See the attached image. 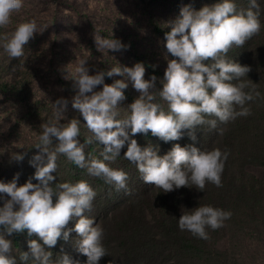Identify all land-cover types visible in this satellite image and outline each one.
<instances>
[{
  "label": "trees",
  "instance_id": "1",
  "mask_svg": "<svg viewBox=\"0 0 264 264\" xmlns=\"http://www.w3.org/2000/svg\"><path fill=\"white\" fill-rule=\"evenodd\" d=\"M141 1L149 26V32L144 37L120 34L118 28L99 21L94 10L81 0H24V7L13 14L12 22L6 28H0V35H3L32 19L41 26V32L34 33L24 46L23 57L11 58L0 47V124L11 123L15 137L22 142L21 148L7 160V170L0 177V182L11 183L18 175V187L30 179L33 184L39 183L34 179L36 169L30 161L39 154L36 145L42 132L41 125L53 119L52 104L58 99L68 101L67 111L63 114L66 119L60 123L78 119L81 123L78 137L81 144L91 136L80 112L72 108L78 89L71 79L65 78L68 73L74 72L69 62L78 56V50L99 61L98 71H110L117 63L130 68L142 63L145 67L144 79L150 80L155 76V90H162L168 61L178 59L171 56L165 47V34L171 31L168 25L179 17L184 6L191 5L193 10L199 11L204 6L221 2ZM234 2L238 8L246 9L249 5V0ZM257 2L261 8L260 33L243 47L233 46L227 54L229 59L241 66L250 67L251 71L242 79L257 84L255 90L260 96L246 105L250 107L251 115L238 117L227 124L218 122L216 129H211L209 125L198 126L196 142L189 138V130H182L181 139L169 142L152 136L151 132L131 137L142 148L149 145L158 147L161 156L175 144L181 147L194 145L201 150L219 148L222 152L228 151L230 154L221 177L222 187L206 183L204 192L190 185V188L182 187L165 193L154 185H147L136 166L124 159L127 144L120 156L109 162L111 168L123 170L128 175L127 189L120 191L102 178L88 175L86 169L77 167L63 155L58 156L57 172L52 173L55 179L50 186L86 180L96 192L92 211L86 215L104 229L103 244L107 255L98 264H264V0ZM95 35L112 37L128 47L109 53L98 51ZM21 64L24 68L20 67ZM14 67L16 71L12 72ZM115 80H124V77L105 76L104 83L111 85ZM125 82L128 87L124 90L125 99L118 103V118L126 115L125 111L140 95L130 80ZM102 89L103 85H98L94 91ZM250 90L251 85L245 89ZM156 102L167 110L166 102L159 97ZM55 143L57 141L53 138V145ZM103 147L98 141L86 145V159L101 158L99 153ZM16 155H22L23 160L14 159ZM8 199L7 194L0 193V207ZM203 205L231 212L230 219L225 220L219 229L206 228L207 239L193 236L178 227V220L184 211ZM76 222V219L70 221L64 231L73 229ZM0 234L12 241V254L17 264H32L33 257L28 247L30 239L43 245L38 236L29 237L26 230L8 236L0 226ZM79 239L72 231L67 241L62 236L53 248H44L52 252L54 264L63 254L68 255L73 264H87V257L77 250ZM21 252L29 253L28 261L19 260Z\"/></svg>",
  "mask_w": 264,
  "mask_h": 264
},
{
  "label": "clouds",
  "instance_id": "2",
  "mask_svg": "<svg viewBox=\"0 0 264 264\" xmlns=\"http://www.w3.org/2000/svg\"><path fill=\"white\" fill-rule=\"evenodd\" d=\"M23 7L24 0H0V28H6L12 22L13 14L19 13ZM260 15L257 0H249L246 9L238 8L234 0H221L199 11L193 10L191 5L182 7L179 17L168 25L171 31L165 34L167 52L178 59L168 61L162 90H155V76L144 79L142 63L131 68L117 63L110 71L89 75L86 60H80L73 73L67 72L65 78L71 79L78 89L72 108L80 112L91 136L81 144L78 139L80 121L73 118L60 123L66 119L63 114L67 111L68 101L58 99L52 104L53 119L41 125L42 132L36 145L39 154L30 161L36 169L34 179L39 183L33 184L30 179L18 187V175L11 183L0 182V193L10 197L0 207V226L5 233L11 236L26 230L29 237L35 234L43 242L41 245L36 240L28 241L32 264H54L52 252L45 251L44 246L53 248L62 236L67 241L72 231L80 237L77 250L87 257V264H98L107 255L103 244L104 229L86 215L92 211L96 196L90 184L80 180L50 186L55 179L52 173L57 172L60 155L86 169L88 175L114 185L117 191L127 189L128 175L123 170L111 168L109 162L120 156L126 144L124 159L136 166L145 184L154 185L165 193L190 188V185L204 192L206 183L218 188L223 186L221 177L230 154L228 151L175 144L161 156L158 147L142 148L131 137L151 132L152 136L169 142L181 139L182 130H189V138L196 142L198 126L209 125L216 129L218 122L227 124L238 117L251 115V109L246 105L260 96L255 90L257 84L242 79L251 71L250 67L241 66L227 54L233 46L243 47L260 33ZM40 28L35 19L20 23L14 31L0 35V47L9 57L21 58L25 54L24 46L34 33L41 32ZM94 40L101 52L121 51L128 47L112 37L95 35ZM205 61L211 62L205 64ZM20 67L24 68L23 64ZM15 71L16 67L12 69ZM105 76H121L124 80H115L108 85L104 83ZM125 80H130L140 95L125 111L126 115L118 118V103L125 99L124 90L128 87ZM98 85H103L102 91H94ZM250 85L251 90L245 91ZM158 97L166 102L167 110L156 102ZM53 138L57 141L55 145ZM97 141L104 146L99 153L101 158L86 159V145ZM23 158L16 155L14 159L21 161ZM230 217V211L203 205L184 211L178 227L193 236L207 239L206 228L219 229ZM73 219L77 221L75 227L64 231ZM12 245L11 240L0 234V264H17ZM19 260L28 261L29 253L21 252ZM55 264L73 262L63 254Z\"/></svg>",
  "mask_w": 264,
  "mask_h": 264
},
{
  "label": "rangeland",
  "instance_id": "3",
  "mask_svg": "<svg viewBox=\"0 0 264 264\" xmlns=\"http://www.w3.org/2000/svg\"><path fill=\"white\" fill-rule=\"evenodd\" d=\"M89 8L94 10L99 21L118 28L120 34L133 36H146L149 32L147 18L143 12L141 0H81ZM105 53L113 51H104ZM78 56L72 58V68L79 64L80 60H86L85 66L89 68V75L98 72L99 61L90 57L85 51H77ZM130 62L131 59H129ZM96 89V88H95ZM94 89V90H95ZM90 94V93H88ZM87 94V95H88ZM11 123L0 124V177L6 173L7 160L14 156L22 142L15 137V132L10 128ZM243 255V246L241 247Z\"/></svg>",
  "mask_w": 264,
  "mask_h": 264
}]
</instances>
